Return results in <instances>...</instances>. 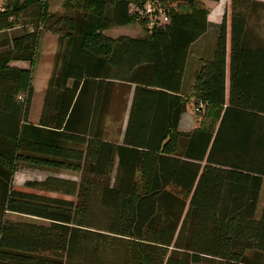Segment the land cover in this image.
<instances>
[{
  "label": "trees",
  "instance_id": "1",
  "mask_svg": "<svg viewBox=\"0 0 264 264\" xmlns=\"http://www.w3.org/2000/svg\"><path fill=\"white\" fill-rule=\"evenodd\" d=\"M62 1L61 15L33 0L0 13V264H264V42L247 27L255 0H229L185 94L190 47L209 28L199 3L218 0ZM145 3L167 22L140 37L104 34L144 24L130 6ZM35 7L57 51L32 124L39 25L6 30ZM132 85L121 141L107 139L113 98L126 106ZM190 100L202 106L199 125L181 132ZM21 164L79 179L15 189Z\"/></svg>",
  "mask_w": 264,
  "mask_h": 264
},
{
  "label": "rangeland",
  "instance_id": "2",
  "mask_svg": "<svg viewBox=\"0 0 264 264\" xmlns=\"http://www.w3.org/2000/svg\"><path fill=\"white\" fill-rule=\"evenodd\" d=\"M23 1V0H21ZM62 0H48L47 5V12L51 14H56V15H61L65 13V10L62 8ZM199 5L202 6V3H199ZM171 6H174L173 4ZM41 7V6H40ZM213 12V11H212ZM228 12V10H227ZM156 16V12L153 14ZM262 19L260 22H262V28L258 27L257 29L252 28L253 23L251 24L250 28H252V33L255 36H258L259 39H261L264 42V15L259 17ZM252 21L255 20L252 16L250 17ZM14 25L9 30V32H6L7 34L11 35H18L23 31H32L34 29V26L36 24L39 25L38 28V33H39V41L38 45L36 47V55H35V60L33 62V65H31V68H35L36 72L35 76H33L32 84L37 89V85L39 86L41 83L42 85L39 87L40 90L44 88V78L48 76V78L51 76L53 67L55 65V53L57 51V37L50 32H48L40 23L37 22L36 18V7L33 9H28L25 12L17 15L16 17L13 18ZM150 25L148 22H145L144 24L135 22L132 23L131 25L125 26V27H117L114 29H110L104 32V34L108 37H116V36H129V37H140L144 33V29L148 28ZM254 31V32H253ZM28 64V63H27ZM29 65V64H28ZM46 73V74H45ZM37 93L35 94V99L33 102V106L31 108V114L38 113V105L40 103V100H37ZM118 99L113 98L112 102V110L110 114L108 115L107 119V126H106V133H107V139L113 140V141H119V136L120 132L123 129V121L124 117L126 115V107L123 106L121 100H119V96H117ZM126 99H128L129 94ZM194 108V107H193ZM193 110V109H192ZM195 108L193 110V113L195 114L196 112ZM202 111L199 110L200 113ZM199 121L197 120L195 122V125H199ZM34 168V167H33ZM47 169H39V168H34L29 170L27 168L25 169H19L15 168V171L13 172L12 176V182L11 186L15 189H22L23 185L27 180H32V181H39L44 179L47 176H56L59 178L63 179H68V180H74L78 181L79 175L74 174L72 172H67V171H49ZM262 193V192H261ZM51 197L55 198H64L63 196H60L58 194H51ZM7 219L12 221V222H33V223H43L42 221H39L37 219L33 220L32 217L28 216H21L17 214H10L7 215ZM46 224V223H44ZM201 264H214L211 263L210 261H203Z\"/></svg>",
  "mask_w": 264,
  "mask_h": 264
},
{
  "label": "crops",
  "instance_id": "3",
  "mask_svg": "<svg viewBox=\"0 0 264 264\" xmlns=\"http://www.w3.org/2000/svg\"><path fill=\"white\" fill-rule=\"evenodd\" d=\"M255 2L258 4V6L255 7L254 11L251 13V16L253 18H255V20L252 21L251 19H249L248 24H247V27L251 30H252V28H255V29H257L258 27L262 28V22H260L262 19H260L259 17L264 15V0H255ZM47 3H48V0H47ZM200 3H202V6L201 5H199V6L204 8L205 10H207V23L209 24V28H208L207 33L205 35H202L190 47L189 57H188L187 62H186V67H185V71H184V75H183V82H182V87H181L183 94L187 93L188 88L190 87V85L192 83V76L195 72V69L197 68L198 60L203 59V58L206 59L209 56H211V54H212L213 47L215 44L214 29L216 26L221 24L223 17L228 10L229 0H218L217 2L201 1ZM252 23H253V27L251 26ZM250 26L252 28H250ZM9 30H11V28L6 30V32H9ZM8 35H11V34H8ZM121 36H123V35H121ZM116 37H118V36H116ZM116 37H111V38H116ZM9 66L12 68H18V69H28L29 68V65L27 64V62H22V61L10 62ZM36 66H35V68H36ZM35 68H33L32 73H31V86H32L33 94H32L30 109H29V113H28V121L32 124L38 123V120L40 118V112H41V108H42V104H43V97H44L47 81L49 79L48 76H46V78H44L45 85H44V88L42 90H40V88H39L42 85V83L39 86L37 85V89H35V87L32 84L33 76H35L34 72H36ZM133 90H134V85L131 86V90L129 92V97L127 99V105H126L127 109H126V115H125L124 121H123V128L126 124L128 109H129V106L131 103ZM36 93L38 95H40V96H37V100H40V103L38 105V113L36 114L33 112V114H31V108L33 106V102H34ZM193 102H194L193 100L189 101V103L186 106L185 113H183L180 117V121L178 124V130L181 132H189V131L193 130L194 128L197 127V125H195V122L197 120H200V117L198 116L197 112L195 114L193 113L194 108L197 107V105L196 106L193 105ZM107 119H108V117L105 120V126H107V124H106ZM2 125H6V124H4V120L0 118V126H2ZM119 141H121V138H119ZM15 168H19V169L27 168L29 170V168L34 169L37 167L33 168V166L21 164V165H15ZM27 181H32V180H27ZM263 182H264V178H263ZM263 195H264V185L262 188L261 200L258 203L259 207H261L263 205V203H262Z\"/></svg>",
  "mask_w": 264,
  "mask_h": 264
},
{
  "label": "built area",
  "instance_id": "4",
  "mask_svg": "<svg viewBox=\"0 0 264 264\" xmlns=\"http://www.w3.org/2000/svg\"><path fill=\"white\" fill-rule=\"evenodd\" d=\"M12 0H0V13L4 12L6 10V6L11 2ZM34 3L39 4L41 6H44L47 3V0H33ZM130 12L133 13L137 20L143 21V23L148 22L150 25L147 29L152 30L153 28H157L162 26L167 22V19L164 17H161V10L156 9L153 7L152 3H145L143 6L139 7L137 5L131 4L130 6ZM156 12V16L153 14ZM202 106L199 105L198 108H195V112H199L201 110Z\"/></svg>",
  "mask_w": 264,
  "mask_h": 264
}]
</instances>
